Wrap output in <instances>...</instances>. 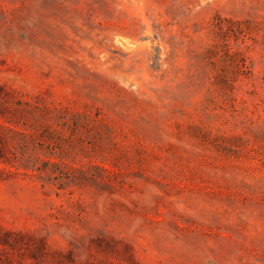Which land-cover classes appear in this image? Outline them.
<instances>
[{"label": "rangeland", "instance_id": "rangeland-1", "mask_svg": "<svg viewBox=\"0 0 264 264\" xmlns=\"http://www.w3.org/2000/svg\"><path fill=\"white\" fill-rule=\"evenodd\" d=\"M0 264H264V0H0Z\"/></svg>", "mask_w": 264, "mask_h": 264}]
</instances>
